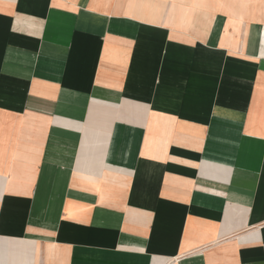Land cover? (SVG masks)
I'll return each mask as SVG.
<instances>
[{"label": "crops", "instance_id": "crops-1", "mask_svg": "<svg viewBox=\"0 0 264 264\" xmlns=\"http://www.w3.org/2000/svg\"><path fill=\"white\" fill-rule=\"evenodd\" d=\"M0 264H264V0H0Z\"/></svg>", "mask_w": 264, "mask_h": 264}]
</instances>
